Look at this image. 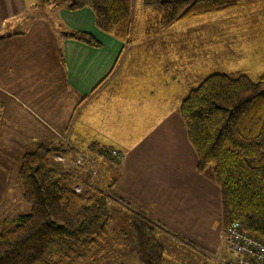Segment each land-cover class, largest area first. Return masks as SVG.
Here are the masks:
<instances>
[{
	"label": "crops",
	"instance_id": "obj_1",
	"mask_svg": "<svg viewBox=\"0 0 264 264\" xmlns=\"http://www.w3.org/2000/svg\"><path fill=\"white\" fill-rule=\"evenodd\" d=\"M53 1L0 0L3 198L11 194L10 171H17L23 154L40 146L55 147L67 137L83 151L94 144L112 148L121 161L108 193L132 203L156 223L166 233L158 237L163 248L165 241L170 244L180 236L206 257L202 264L226 258L219 191H213L218 197L213 220L212 207L202 204L206 193L200 182L205 179L196 171V157L178 113L190 89L159 55L171 48L175 24L161 30L144 0H133L132 33L121 41L96 27L89 8L72 11ZM138 12L155 32L148 29L151 25L133 32ZM77 31L91 35L99 46L66 36ZM113 170L103 164L98 176ZM103 179L100 176V184L107 186ZM126 261L140 264L135 255Z\"/></svg>",
	"mask_w": 264,
	"mask_h": 264
},
{
	"label": "trees",
	"instance_id": "obj_2",
	"mask_svg": "<svg viewBox=\"0 0 264 264\" xmlns=\"http://www.w3.org/2000/svg\"><path fill=\"white\" fill-rule=\"evenodd\" d=\"M238 1L143 2L158 18V27L164 30L188 19L229 11ZM132 2L55 0L53 4L72 11L89 8L101 32L124 41L132 33ZM66 36L88 46H99L84 32ZM263 83L264 72L255 80L243 72L210 75L189 90L178 113L196 157V171L202 173L211 168V179L219 191L223 234L229 225L238 223L243 231L264 242ZM78 151L87 159L85 168L70 169L53 160L55 155L74 157ZM113 151L95 144L83 151L59 143L23 154L16 180L25 211L16 216L10 227L0 229V264H68L79 250L91 252L107 242L113 205L120 204L108 193L121 161V154L116 151L114 156ZM93 163H97V169L103 164L114 168L105 190L91 181L89 169ZM104 175L105 171L101 177ZM77 184L79 192L73 190ZM123 209L131 239L126 244L133 246L138 262L162 264L164 249L158 235L166 233L143 211L127 206ZM173 240L180 242L179 238Z\"/></svg>",
	"mask_w": 264,
	"mask_h": 264
},
{
	"label": "rangeland",
	"instance_id": "obj_3",
	"mask_svg": "<svg viewBox=\"0 0 264 264\" xmlns=\"http://www.w3.org/2000/svg\"><path fill=\"white\" fill-rule=\"evenodd\" d=\"M136 24V30L133 31L135 33L142 32V28L146 25H151L148 29H151L152 33L155 32L152 23L143 22L140 12L137 13ZM173 31L174 34L171 35V41H169L171 48L167 49L166 55L163 56L160 53L159 55L163 61L165 58V63L172 72L177 73L176 76L182 84L184 79V85L188 87V90L195 88L203 79L214 74L228 75L243 72L255 80L264 72V0H239L233 10L176 23L173 26ZM261 39L263 42H260ZM247 45H251L254 49L250 50ZM66 138L61 137L60 141L62 142ZM62 144L64 143L62 142ZM77 155L80 156L79 153ZM93 164L97 171L93 180L94 185L105 190L106 185L99 182L102 173L98 176L97 163ZM65 165L74 169L71 164ZM10 172L13 177L12 186L8 188L11 194L7 198H3L5 190H0V229L10 227L16 216L25 211V206L20 201L16 172L15 170ZM105 175L103 182L107 184L111 173H105ZM198 175L205 179L200 182L204 185V193H206V198L202 204L204 208L212 207L211 216L214 220L218 197L216 192H213L217 187L211 181V168L198 173ZM212 192L214 195L211 194ZM118 202L121 205L116 204L112 208V221L107 242L105 241L98 249L91 252L79 250L76 256L68 261V264H112L109 262L111 258H114L113 264L120 263L118 261L124 264L127 259H131L134 255L133 250L124 249L127 245L126 242L130 243L131 239L127 233L128 224L123 206H127L131 210L137 209L127 201ZM198 204L201 205L200 199ZM160 236L164 235H158L159 238ZM178 237L180 242L173 240L174 242L167 244L165 241L167 248L162 246L166 250H164L163 264H202L206 257L203 258L204 256L199 253L201 251L197 250L193 243ZM159 244L161 245V243ZM115 258L119 260L116 261ZM216 260L220 261V259Z\"/></svg>",
	"mask_w": 264,
	"mask_h": 264
},
{
	"label": "built area",
	"instance_id": "obj_4",
	"mask_svg": "<svg viewBox=\"0 0 264 264\" xmlns=\"http://www.w3.org/2000/svg\"><path fill=\"white\" fill-rule=\"evenodd\" d=\"M62 142L70 146L67 138ZM76 152L74 157L72 155L66 157L55 155L53 160L64 165L71 164L74 168L80 167L81 169V167L85 165L84 163L87 159L82 152H78L80 156H78ZM113 155L117 156V152L113 151ZM95 169L94 165L89 169L91 181L94 180L96 175ZM80 189L79 184L73 188L75 192H79ZM224 239L227 257L222 260L220 259V261L214 260L216 264H264V242L258 237L243 231L238 223H233L225 229Z\"/></svg>",
	"mask_w": 264,
	"mask_h": 264
}]
</instances>
